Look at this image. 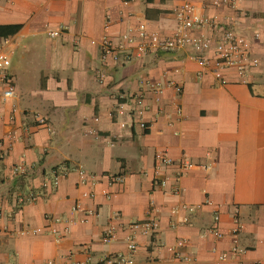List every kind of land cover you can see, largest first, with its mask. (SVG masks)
Wrapping results in <instances>:
<instances>
[{
    "label": "crops",
    "instance_id": "crops-1",
    "mask_svg": "<svg viewBox=\"0 0 264 264\" xmlns=\"http://www.w3.org/2000/svg\"><path fill=\"white\" fill-rule=\"evenodd\" d=\"M184 1L0 0V39L9 40L16 86L14 97L0 98V137L17 136L0 162V264H110L105 256L129 252L131 233L136 264H264V0H241L234 9L193 1L253 40L258 65L244 76L226 70L225 85L191 47L125 62L102 58L104 36L118 41L140 24L172 34L174 9ZM47 27L64 31L54 38ZM140 92L147 128L122 113ZM159 150L174 160L162 172L165 187L154 185ZM183 160L193 166L178 179ZM114 174L124 181L109 184ZM30 190L37 199L19 204ZM188 205L199 207L188 212ZM149 216L160 223L153 236L130 227ZM185 216L188 223H180ZM236 217L245 252L220 263ZM109 224L116 237L106 243ZM211 227L224 236L207 233ZM176 251L188 259L176 260Z\"/></svg>",
    "mask_w": 264,
    "mask_h": 264
},
{
    "label": "built area",
    "instance_id": "built-area-1",
    "mask_svg": "<svg viewBox=\"0 0 264 264\" xmlns=\"http://www.w3.org/2000/svg\"><path fill=\"white\" fill-rule=\"evenodd\" d=\"M194 0H185L181 5L174 9L175 16L178 20V28L170 35L161 34L158 31L149 30L145 24H140L136 29V34H132V30L121 35L118 41H113L108 36H104L101 41L102 58L107 60L109 57L113 61H130L133 58H139L147 55L153 51H174L181 48L191 47L195 54V60L204 68L211 71L221 84L228 83L225 71L229 69L236 70L240 75L244 76L251 71V68L257 66L259 63L258 58L253 52V40L251 37L239 31L231 23L223 22L219 17L206 13L203 9L193 2ZM241 0H204L208 6L212 8H227L234 9L238 6ZM62 27L46 28V33L50 37H59L63 32ZM258 36V33H255ZM94 42V41H93ZM9 43L8 39H0V98L9 99L15 96L16 86L13 76L9 73L11 66V56L7 52L5 45ZM159 92L160 88H156ZM181 92V88L177 87ZM148 109L146 97L143 92L134 94L130 98L129 108L126 113L132 119H137L142 128H147V124L142 120V114ZM11 120L14 116L10 117ZM132 120V121H133ZM36 121L38 124H47L46 118L37 116ZM122 125H125L123 122ZM17 136L13 133L9 134L8 140L0 137V162H2L8 152L12 149L13 143L16 141ZM173 158L167 152L159 150L155 154L154 165V185L165 187L167 185V178L162 175L164 168L173 163ZM181 171L177 174V178L181 177L186 171L192 168L193 163L187 160L181 162ZM17 170V168H16ZM64 172L67 169L64 168ZM77 170L80 174L81 183L88 181L86 170L78 167ZM58 174L55 175L53 185L58 184ZM125 176L123 174H114L109 179V184L123 182ZM178 184L174 186V192H178ZM105 195H109L107 190H104ZM86 195V194H85ZM38 194L30 190L27 194L20 193L17 198L19 204L33 202L37 199ZM4 197L0 194V215L3 209ZM207 203H211L209 200ZM199 206L188 205L185 206L188 212H192ZM79 209L80 206L78 205ZM173 213L177 210L173 209ZM90 210L85 212V218L81 221H86V216L93 214ZM215 219L218 220V214H215ZM180 223L187 224L188 217L185 216ZM159 220L155 216H149L142 222H132L130 227L134 229H141L142 233L147 236H153L159 230ZM172 227L177 226V222H172ZM242 222L238 217L235 219V226L230 231L233 244L228 251H223L218 255V262L227 263L232 257H237L245 252L238 243V237L242 231ZM56 232V230H53ZM207 233H213L217 238H222L224 233L217 227L208 228ZM116 237V226L109 224L105 229L102 240L106 243L111 242ZM61 236H58V240ZM128 253L109 254L105 256V261L110 264H136L135 253L138 250V242L136 235L131 233L127 236ZM185 239L180 237L177 240V246H183ZM176 260H187L188 257L182 256L179 251L175 253ZM146 264H174L172 262H163L162 260L150 261Z\"/></svg>",
    "mask_w": 264,
    "mask_h": 264
}]
</instances>
